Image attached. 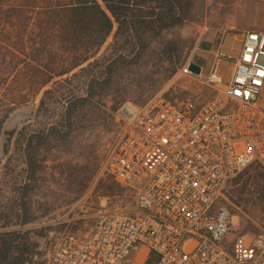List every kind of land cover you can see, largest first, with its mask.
I'll use <instances>...</instances> for the list:
<instances>
[{"label": "built area", "instance_id": "obj_1", "mask_svg": "<svg viewBox=\"0 0 264 264\" xmlns=\"http://www.w3.org/2000/svg\"><path fill=\"white\" fill-rule=\"evenodd\" d=\"M227 30L241 42L237 58L216 49L207 70L189 58L175 73L214 93L192 116L159 96L117 109L119 135L102 171L132 200L101 206L44 264H264V224L239 234L219 204L240 173L264 171V31ZM221 61L232 63L228 81L216 70Z\"/></svg>", "mask_w": 264, "mask_h": 264}, {"label": "rangeland", "instance_id": "obj_2", "mask_svg": "<svg viewBox=\"0 0 264 264\" xmlns=\"http://www.w3.org/2000/svg\"><path fill=\"white\" fill-rule=\"evenodd\" d=\"M69 0H0V38L9 36V44L0 46V56H5V62L0 61V68L15 67L26 69L28 66H66L69 61L64 55L58 38L47 26V33L37 37L34 18L28 21L18 20L12 8L16 5L43 6L44 4L68 3ZM98 3L103 6L100 0ZM264 13L259 4L249 0H194L192 21L168 31L165 41H172L183 47V54L178 69L187 59L203 65L207 70L212 65L211 53L219 49L222 53L237 58L241 47L236 35L228 32V28L238 30H253L263 25ZM24 21V22H23ZM26 25L27 39L25 52L33 54L39 49V59L25 58L14 48V37L20 31V25ZM113 30L101 47L98 55L63 78H70L89 63L112 57L115 54ZM32 40V42H29ZM34 40V41H33ZM36 42V43H35ZM202 44L206 47H202ZM219 44V48H218ZM15 56L22 58L18 64ZM1 60V57H0ZM99 66V65H98ZM232 63L218 62L216 70L223 75L224 81L229 80ZM177 69V70H178ZM102 68H92L79 74L69 83L57 87V96L51 97L45 110L38 111L43 90L33 98L29 97L28 87L18 88V83L25 82V76L17 78L10 75L0 92L2 106L25 95L27 103L14 106L10 113L6 109L0 111V214L5 215L10 225L16 222L19 188L25 181V165L22 153L23 136L29 132L46 130L50 125L62 122L65 101L72 96H84L87 81L92 74L99 75ZM143 75V69L122 74L116 79L117 88L121 91L111 92L107 98L96 100L85 111L89 122L80 121L81 127L69 143L61 147L44 150L42 156L45 163L39 173V181L35 184L31 201L33 211L39 217L32 224L21 227L29 233L31 241L37 244L38 254L33 257V264H44L54 247L64 236L70 233L86 231L92 223L94 213L103 205H127L133 197V192L115 187L110 176L102 171L103 161L109 149L119 135V124L116 111L112 109V100H121L118 108L124 103L141 105L154 97L164 98V94L173 89L186 92V98L204 100L201 85L187 78L173 76L153 94L139 97L134 90L128 94L122 93L123 88L129 90V84ZM58 80V79H56ZM55 80V81H56ZM51 83L44 88H50ZM119 92V93H118ZM212 92V91H211ZM150 95V96H149ZM130 96L129 98H127ZM124 99V101H123ZM260 105L264 108V90L260 97ZM21 133V134H20ZM219 204L229 209L232 215L235 232L251 236L258 233L264 224V171L259 167L249 168L227 184L224 197ZM4 221H0L3 224ZM19 227L10 226L6 229L15 230Z\"/></svg>", "mask_w": 264, "mask_h": 264}, {"label": "trees", "instance_id": "obj_3", "mask_svg": "<svg viewBox=\"0 0 264 264\" xmlns=\"http://www.w3.org/2000/svg\"><path fill=\"white\" fill-rule=\"evenodd\" d=\"M100 1L103 6L97 0H69L68 3L62 4L16 5L12 8L13 14L19 21L22 18L25 22L34 18L38 22L36 23L37 37H43V34L48 31L47 26H51V31L58 38L69 63L57 68L40 65L28 66L26 69L18 68V65L0 68V92L11 74L16 75L17 78H21L24 74L26 84L21 81L17 84L18 88L27 86L30 91L28 95L31 98L43 90L38 106V111H43L49 99L57 96V87L69 83L79 74L92 68L100 67L103 71L99 75L92 74L87 81L84 96H72L65 101L62 122L52 124L46 130L29 132L23 136L21 145L26 167L25 181L19 188L16 222L10 225L8 218L0 214V221H4L0 224V264L32 262L33 257L38 254L37 244L30 240L29 233L22 231L21 227L32 224L39 218L32 209L31 197L46 161L42 152L69 143L73 134L81 127L83 128L80 121H90L85 118L87 114L85 109L96 100L107 98L111 92L121 91L117 88L116 79L122 74L143 69V75L129 84V90L123 88L122 93L128 94V91L133 89L139 97L151 95L175 75L182 59L183 47L172 41H165L164 36L171 29L192 21L194 0ZM23 22L20 25L21 30L14 36L17 41L12 45L20 55L37 62L39 49L33 50V54H28L24 50L27 27ZM114 23L117 24V31L113 36L115 54L105 59L101 57V64L98 63L99 60H95L70 78L64 79L63 76L70 74L98 55L110 36ZM7 43H10L9 36L0 38V46ZM202 47L206 45L202 44ZM0 57V61L5 62V56ZM15 59L18 64L23 62L18 56H15ZM50 83L51 87L44 90ZM201 91L206 97L204 100L186 98V92L173 88L163 96L183 114L192 116L214 96V93L206 88ZM24 97L20 96L15 101L12 100L6 106H2L3 102L0 99V111L6 109V114L10 113L14 110V106L28 102ZM146 101V98L143 99L141 105ZM120 102L121 100H112V109L117 110ZM1 124L2 120H0V127ZM111 179L115 187L124 189L113 178ZM10 226L19 228L6 229ZM153 259L155 256L152 255L148 263Z\"/></svg>", "mask_w": 264, "mask_h": 264}, {"label": "crops", "instance_id": "obj_4", "mask_svg": "<svg viewBox=\"0 0 264 264\" xmlns=\"http://www.w3.org/2000/svg\"><path fill=\"white\" fill-rule=\"evenodd\" d=\"M251 1L255 2L256 4H259V7L262 8L264 13V0H251ZM253 31H264V17H263V25L260 28L253 29Z\"/></svg>", "mask_w": 264, "mask_h": 264}, {"label": "water", "instance_id": "obj_5", "mask_svg": "<svg viewBox=\"0 0 264 264\" xmlns=\"http://www.w3.org/2000/svg\"><path fill=\"white\" fill-rule=\"evenodd\" d=\"M189 70L192 72V73H195V74H199L200 73V67L195 64V63H191L190 66H189Z\"/></svg>", "mask_w": 264, "mask_h": 264}]
</instances>
